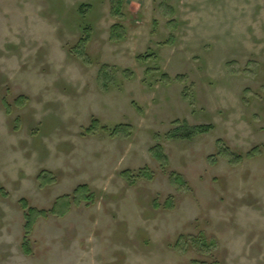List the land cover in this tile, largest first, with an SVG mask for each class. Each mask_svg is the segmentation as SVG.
Returning <instances> with one entry per match:
<instances>
[{"label":"rangeland","instance_id":"1","mask_svg":"<svg viewBox=\"0 0 264 264\" xmlns=\"http://www.w3.org/2000/svg\"><path fill=\"white\" fill-rule=\"evenodd\" d=\"M0 264H264V0H0Z\"/></svg>","mask_w":264,"mask_h":264},{"label":"trees","instance_id":"2","mask_svg":"<svg viewBox=\"0 0 264 264\" xmlns=\"http://www.w3.org/2000/svg\"><path fill=\"white\" fill-rule=\"evenodd\" d=\"M179 124V126H177V129L172 130L171 133H169V137L174 138V139H181V140H193L195 137L199 136V135H203L206 134L208 132L211 131L212 127L211 126H195V127H191L189 126L187 123H181L180 121L176 122ZM96 126V123H94V125H92V127L90 129H93V127ZM142 172V171H141ZM88 189V187H79L74 194H79L82 191H86ZM65 199V198H63ZM60 201H62V199H59L57 201V203H59ZM57 206V205H56ZM56 206L54 207V209L52 211H50L51 213L55 212L56 213ZM22 207L25 210V219H26V225H25V230H26V234H29V232H31V228L33 227V222H34V217L36 215H46L45 211H39L36 210L34 208H30L27 201H22ZM27 237V235H26Z\"/></svg>","mask_w":264,"mask_h":264}]
</instances>
